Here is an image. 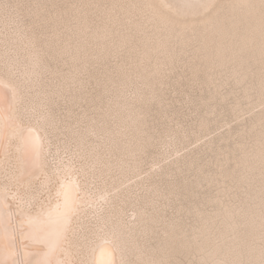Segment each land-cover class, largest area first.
Returning a JSON list of instances; mask_svg holds the SVG:
<instances>
[{
	"label": "bare ground",
	"instance_id": "1",
	"mask_svg": "<svg viewBox=\"0 0 264 264\" xmlns=\"http://www.w3.org/2000/svg\"><path fill=\"white\" fill-rule=\"evenodd\" d=\"M92 1L93 0H91V2ZM119 1L121 2V0ZM124 1L126 2V0ZM184 3H210L215 5V8L209 12L196 7L181 8L179 10L175 7L176 5ZM260 3L261 0H130L129 4L133 9H136L139 12L141 11L142 13L148 12L147 19L145 22L135 20L132 24L128 23L131 25V29L134 32H121V34L117 32L120 37L118 38V41H120L118 43L127 46L129 43H133L134 39L135 41L141 42L138 45L141 49L137 46L139 52H136L135 54V51H133L136 56H139V58L137 57V64L134 63V65L136 64V67L145 69L148 65L147 61H149V59H155L152 62L153 68H151L150 73L152 72L154 75L158 76L157 74L162 75L163 66L170 65L175 61V56L178 55L177 52L179 51L175 52L176 49L174 50V46L179 47L175 44L178 42L188 44V41L191 40H188L191 35L189 31H197L196 27L200 26L205 33H203L202 37L203 43L201 42L197 51L195 50L196 53L192 50L195 55L201 56L204 59L209 57L211 60L209 63H217L220 67L232 62L231 66L233 68L238 63H241L242 60H240V57L244 51L252 50L253 52L257 48L259 54L264 55V12L261 11ZM4 4H6V2L0 0V189H2L6 183L17 182L21 187L31 188L35 194V198L33 199L34 211L32 214L35 215L41 211L45 214L52 212L55 221L52 231L59 232L60 239L57 241L55 236H53L48 244H37L26 239L23 233H9L8 238H14V247L9 249L5 247L6 234L3 229L0 228V261H16L17 264H20V262L27 264L28 261H31L32 264H36V261L45 260H52L54 264H150V262L159 264L160 261H163L164 264H174L176 262L173 261L171 263L170 259L174 256L176 257L175 254L177 251L180 252L184 250L188 252L191 247H194L193 249L201 254V264L206 263L209 259H212L213 261L209 264H241V262L250 260L256 261L258 264L262 258V249H264V196L262 194L264 190L262 192L261 189H258L262 192L261 195H259V191L255 190L256 192L254 191L252 193L251 189V196L246 195L248 199L250 198V200L253 201V203L250 202V204L253 205L248 204L247 206L244 205V207L237 206L238 208L234 209L231 207V205L234 204L232 203L230 204V207L226 204L227 209L223 212L221 211V213L217 212L216 214L209 216L203 215V212L199 215L196 214L198 216V222H200L201 225L196 226L194 224L192 227L190 225L191 231L184 229L185 226L183 225L185 224L179 223L180 221L172 222V220H166L164 215L165 209L163 208L164 205L160 203L159 200L161 196V191L157 184L158 178L160 177L159 175H161L166 168L173 169L176 166V168L179 169L181 166L180 164L189 162L193 150L182 152L181 149H175L172 152L169 151V155H163L164 163H162V160L158 162L156 161L151 168L147 169V171L141 170L142 168L139 165L141 162L138 163V152H141L143 144L141 142L140 130H134L141 121H139V115H141V112L139 113L136 110L139 115H134L131 112L125 113L130 109L129 107L134 104L135 100L133 102L128 101V103L122 104L124 111L120 110L121 113L119 114V118H121V124L118 126V130L109 131L108 129H104L106 126L99 127L98 124L91 123L92 119H89L86 126V123L83 124L84 126L82 124L79 125L80 130H61L59 124L60 118L58 119V115L55 116V110L51 106V102H53L54 98L53 95L57 94V96L61 97L60 91L65 89L68 85H75L77 81L80 82L82 80L76 79L75 81V78L81 77L80 74H82L84 70L86 71L89 69L87 67V62H89L87 58L92 56V53L88 50V45H86L88 43L87 41L86 44L80 43L76 45L72 51L70 47L65 46L63 52L67 54L69 53L67 57H69L70 61L66 62L69 65L68 70L70 74L62 75V78H60V70L55 71L53 69V71L49 69L50 67L48 68V65L45 63V55L46 53L51 54V51H53L54 55L56 54L60 58V44L62 43H60L61 36L58 34L54 35L53 33L54 36L51 35V38L45 41L46 46H41L38 43V40L26 30L27 28H25V30L22 29V26L24 25H19V20H16L15 18L8 20L4 17L6 13L10 12L8 10L9 8L6 9V7L3 6ZM168 5H171L172 7H166ZM108 8L110 7L108 6ZM119 8V11H117L118 13H121L126 6L122 5L121 8ZM68 15L70 16V14ZM104 15L108 14L103 13V16ZM84 16L85 15H83V17ZM111 16V24L108 23V25L104 26L101 31H96L94 33L91 32L92 39L96 40V45H99L96 50V55H98L97 59H101V57L104 58L106 55L109 56V50L112 48L113 44L116 43L115 38L111 37V33L114 31L112 28L113 24H116L115 22L118 19L115 20V14ZM144 16L146 17V15ZM119 17L118 14L117 18ZM128 18L126 19L129 20ZM68 21L66 22L68 23ZM72 21L74 20L72 19ZM227 21L228 25H226ZM79 22L82 23L83 21ZM122 22L118 23L121 24ZM59 25L61 24L59 23ZM98 25L100 24H97V26ZM117 26L115 25V27ZM120 26L122 27V25ZM121 27L118 28L121 29ZM175 27L178 28V33L176 32L178 36L173 35ZM92 29L93 28H91V30ZM69 31L71 32V30ZM66 32H68V30ZM124 32H128V30ZM117 33L115 35H117ZM175 36L179 37V39L176 40ZM198 36L202 35L199 34ZM74 42H76V40ZM139 42H136V44ZM92 44L94 43L92 42ZM93 46L96 47L95 45ZM118 47L120 48V46ZM133 47H135V45L132 44L131 48ZM91 49L93 51V48ZM186 50H188V48ZM199 51H203L204 55L202 53L198 54ZM258 51L255 52L257 53ZM121 52L124 53V51ZM248 54L250 55V53ZM135 58H133V60ZM61 59L63 58L61 57ZM193 59L189 61H192ZM243 59L245 60L246 58ZM133 60L131 62H133ZM246 60L244 62H247ZM255 60L256 58L254 61ZM126 62L127 61L124 63ZM196 62L198 63V61ZM90 63L92 62L90 61ZM255 63L257 64V62ZM150 64L151 63L149 62V65ZM200 64L204 63L201 62ZM125 65L127 66V64ZM209 66L211 65L209 64L208 67ZM227 66H223V68L225 69ZM66 67L68 66H65V68ZM195 67L196 66L193 68ZM214 67H216V65ZM245 68L243 67V69ZM134 69L132 70L135 71ZM232 70L234 71V68ZM255 71L257 70L255 69ZM139 72L140 71H138V73ZM103 73L105 74L106 72L103 71ZM166 73L167 72H165V74ZM137 76L140 77L139 75ZM130 77H128L129 80ZM146 77L148 78L147 80H149V76ZM253 77L254 76H252V78ZM142 78L145 77L143 76ZM166 78L168 77H165L164 79ZM233 78L237 83L242 81V78L240 79L238 76H234ZM54 79L56 81H53ZM61 79L62 83H64V88H60ZM243 81L245 82V80ZM160 82L162 81L160 80ZM248 82L250 81L248 80ZM110 84L111 83H109V87ZM125 84L126 83H124V85ZM155 85L152 84L154 87ZM159 86L161 87V85ZM223 86L224 84L222 83L218 87L223 88ZM251 86H253V84H251ZM158 88L159 87H157V89ZM244 89V91L248 90L245 86ZM151 90H153L152 87ZM217 90V92H223L220 88ZM259 90L264 96V90H262L261 84ZM212 92L214 93V91ZM138 94L139 93H137V97H135L136 101H139L141 98ZM226 94L221 95L224 96ZM153 98L156 97L153 96ZM114 101H117V99ZM217 101L218 100L216 99V102ZM97 106L99 107V104ZM257 106L260 107V109L255 111V107ZM257 106L250 108V113H252L251 116L255 115V117L259 118L261 125L260 133L264 137V125H262L264 124V100ZM100 112L101 111H99V113ZM142 113L144 114V112ZM85 115V118H88V114ZM125 128H128L129 130H126ZM219 135L223 136L224 134L219 133ZM56 140L59 143L64 140V143L60 146H56V148L59 149V147L63 146L64 149H68L73 155H75V157H72L74 158L73 164L62 165L61 161L64 157L60 158L59 156V160L55 163V166H50L47 154L51 152L52 146L56 145ZM203 143L211 144L212 138ZM251 147H253L252 150L245 151L240 160L241 162L239 164H241V170L243 171L241 175H243V178L244 176H247L245 173L254 177L255 175H262L260 180L259 178H256L258 179V182L260 181L262 183V181L264 182V138L256 139L255 144ZM118 151L121 152L120 156H118ZM220 173L222 175V172ZM94 176H102L103 178L94 179ZM226 176L229 175L227 174ZM233 177L235 178V176ZM248 177L249 176L246 178ZM141 188L145 191V195H143ZM261 188L263 189L264 187ZM9 199L11 198L9 197ZM220 199L218 202H220ZM65 203H67L68 207L71 209V211L67 212V215H65ZM57 205L60 206L59 209H57ZM128 208H130L131 214L126 212ZM240 208H243V210H240ZM238 210H240L239 213H237ZM237 215L241 216V218H238L240 221H236L235 218ZM241 225L244 226L241 228ZM185 228H187V226ZM158 234L160 237L156 236ZM156 237L160 239L157 242V248H155V245L153 246L151 242ZM261 240L263 242H261Z\"/></svg>",
	"mask_w": 264,
	"mask_h": 264
},
{
	"label": "rangeland",
	"instance_id": "2",
	"mask_svg": "<svg viewBox=\"0 0 264 264\" xmlns=\"http://www.w3.org/2000/svg\"><path fill=\"white\" fill-rule=\"evenodd\" d=\"M3 1L6 2L7 5H10V7H6V9L9 8L8 10L11 12V13L10 12L6 13L4 17L8 20H11L14 18L16 20H19L20 21L19 25H22V24L24 25V26H22V29L25 30V28H27L26 30L38 40V43L41 46L42 45H43V47L46 46L45 41L49 40V38H51V35H53V33H54V35L58 34L61 36L60 37V43L61 42L62 43L60 44V58L56 54L54 55L53 51H51V54L46 53V55H45V63L48 65V68L50 67L49 69H51V70L54 69L55 71L60 70V78H62V75L70 74V72L68 70L69 65L66 62V61H70L69 57H67V55L69 53L67 54V53L63 52L65 46L70 47V49L72 51L76 47V45H78L80 43L86 44V41L88 43L86 45H88L87 46L89 48L88 50H90V53H92V56L87 58L89 61V62H87V67L89 69H87L86 71L84 70L83 73L80 74L81 77L75 78V81H76V79H82V80L80 82L77 81L75 83V85H73V84L68 85L65 89L60 91L61 97L57 96V94L53 95L54 98H53V102H51V106L55 110V116L58 115L57 116L58 119L60 118L59 124L61 126V130H72V129L80 130L79 125H81V124L83 125L86 123L85 124V126H86L89 122V119L90 120L92 119L91 123L98 124L99 127H105L106 126L104 129H108L109 131L118 130V128H119L118 126H120V124H121L120 123L121 118H119V114L121 113L120 110L124 111V109L122 108V104H126V103H128V101L133 102L135 100L134 104L137 106V108L134 104L132 106L130 105L131 106V107H129L130 109H128L125 113L131 112L134 115H136V114L139 115V113L141 112V115H139V118H140L139 121L140 120L141 121H140L139 125H137L134 128V130H140L141 142L143 144L141 152L140 151L138 152V154H139L138 155V158H139L138 163L141 162L139 164L140 167L142 168L141 170L147 171V169L151 168L156 161L158 162V161L162 160V163H164V161H163L164 156L169 155V151L172 152L175 149H181L182 152H186L188 150H191V151L193 150L192 155H191L192 157L189 160V162H187L185 164H180L181 166L179 167V169L176 168V166L173 169H167L166 168V170L161 175H159L160 177L158 178V181H157L158 187L160 188V191H161L160 192L161 196H160L159 200H160V203H162L164 205L163 208L165 209L164 215L166 217L165 218L166 220H168V221L172 220V222H179L180 221L179 223L185 224L183 226H185V227L187 226V228L184 227V229L191 231V227L194 224L196 226L201 225L200 222H198V219H197L198 216L196 214L199 215L200 213L203 212V215L209 216V215L216 214L217 212L221 213V211L223 212L227 209L226 204L230 207V204H232V203H234V204H232L231 207L234 209L238 208L237 206L244 207V205L247 206L248 204L253 205V204H250V202L253 203V201H251L250 198L248 199V197L246 195L251 196L250 194H252L255 190L259 191L260 189L263 192L264 188L262 189L261 187H264V182L263 181H262V183L260 181L258 182V179H256V178H259V180H260L262 175L261 176L255 175V177H254V176L249 175L248 173H245V175H247L249 177L246 178L247 176H244V178H243L242 177L243 175H241L243 173V171L241 170V166H240L241 164H239V163L241 162L240 160H241L244 152L249 151L250 149L252 150L253 147H251V146H253V144H255L256 139L264 138L262 136V134L260 133L261 125H260L259 118L255 117V115L251 116L252 113H250V108L257 106L259 103H261L264 100V96L262 95V93L259 90L260 84L262 82V77H264V72H263V70H264V55H260L257 48L255 49V51H258L257 53L255 51L252 52V50L251 51L247 50V51L242 52V56L240 57V60L243 61L244 60L243 58H246L247 60L246 59L245 60L247 62H244L245 61L244 60L243 62L241 61V63H238L237 64L238 66L235 65V67H233L234 71L232 70L233 68L231 66L232 62L227 63L228 66H227V64L223 65V66H227L224 69L223 66L220 67L217 63L216 64L209 63V62H211L209 57L204 59L201 56L195 55L198 46L200 45L201 42L203 43L202 37H203V33H205V32H203L202 27L200 28V26H197L196 27L197 31L196 30H193V31L188 30L189 33H191V35L188 38V40L189 39H191V40L188 41L189 42L188 44H182L179 42L176 44L174 43L176 46L177 45L179 46V47L174 46V50L176 49L175 52H177L179 50L177 52L178 55L175 56V58H176L174 61L175 63L173 62L170 65L168 64V65L163 66V70L161 73L162 75L157 74L158 76H156V75H154V73H152V72L150 73L151 68H153L152 62L155 59H152V60L149 59V61H147L148 65L146 66L145 69H141L139 67H136L137 66L136 64L138 62L137 57L139 58V56L138 55L136 56L135 54H136V52H139L138 48L141 49V47L138 46L141 42L135 41V39H134L135 42L133 41V43L131 42V44L129 43L127 46L126 45L124 46V45H121V43H118V42H120V41H118V38H120L119 34H121V32L122 33L134 32V31H132L131 25H130L133 23V21L138 20L141 22H145V20L147 19V13L148 12L142 13L141 11L139 12L136 9H133L129 4L130 0H128V1L126 0V2L124 0H121V2L119 0H117L118 2L116 0H100V1L99 0H93L92 2H91V0H7V1L3 0ZM102 1L104 4L102 3ZM112 1H113V3H112ZM82 2H83V4H82ZM108 3H109V5H108ZM122 5H125L126 8L124 10H122L121 13H118V11H119L118 8L119 7L121 8ZM74 6H76V7H74ZM108 6L110 8H108ZM129 6H130V8H129ZM78 7H79V9H78ZM102 7H104V8H102ZM127 7H128V9H127ZM113 8L115 11L113 10ZM106 9L107 10L111 9V10L107 11ZM72 11H74V12H72ZM99 11L102 13H100ZM126 11H128V12H126ZM67 12H69V13H67ZM74 13H76V14H74ZM103 13L108 14V15L103 16ZM68 14H70V16ZM71 14H73V15H71ZM82 14L85 15L86 17L87 16L88 17L86 18L84 16L85 17L84 18ZM99 14L102 17H100ZM113 14H115V17H116L115 20L118 19L115 22L116 24H113L112 28L114 31H112V33H111L112 34L111 37L115 38L116 43L113 44L112 48L110 49L111 51L109 50V52H108L109 56L106 55L104 58L101 57V59L100 58L97 59L98 55H96V50L98 49L99 45L98 44L96 45V43H97V42H95L96 40L92 39L91 32L94 33L96 31H101V30H103L104 26L108 25V23L111 24L110 18L112 17L111 15H113ZM118 14L120 16L119 18H117ZM135 15H136V17H135ZM142 15H143V17H142ZM144 15H146V17ZM74 16H76V17H74ZM108 16H109V18H108ZM126 16H128L129 18ZM68 17H69V19H68ZM123 17L125 18V20ZM78 18H80V19H78ZM126 18H128L129 20H127ZM134 18H136V19H134ZM72 19L74 21H72ZM77 19L79 21H83V22L81 23ZM66 21H68V23ZM75 21H76V23H75ZM92 21L93 22L95 21V22L93 23ZM103 21H106V22H103ZM69 22H70V24H69ZM118 22L119 23L122 22V23L119 24ZM124 22H126V23H124ZM59 23L61 25H59ZM79 23H81V24H79ZM96 23L100 24V25L97 26ZM128 23H130V24H128ZM227 23H228V21L226 22V25H228ZM126 24L128 26L130 25L129 26L130 29L128 28V26ZM69 25H70L71 29H70ZM72 25H73V27H72ZM115 25L116 26L118 25V26L115 27ZM120 25H122V27L126 30H124ZM80 26H82L83 28ZM89 26H90V28H89ZM93 26H95L96 28ZM99 27H100V30H99ZM118 27H121V29ZM177 27H179V26H177ZM177 27H175V29L173 30L174 32L173 31L172 32H173V35L178 36V34H177L178 28ZM72 28H75V29H72ZM91 28H93V29L91 30ZM64 30H66V31L68 30V32H66ZM69 30H71V32ZM74 30L77 32H75ZM127 30H128V32H124ZM80 31H82V32H80ZM194 31H196V32H194ZM75 33H79V34H75ZM116 33H117V35H115ZM196 33H199L202 36H198L199 34H196ZM86 35H88V36H86ZM90 36H91V38H90ZM82 39H85V40H82ZM175 39L178 40L179 37L175 36ZM196 39H198L199 41ZM75 40H76V42H74ZM70 41H72L73 43ZM81 41H83V42H81ZM92 42L94 44H92ZM136 42H139V43L136 44ZM132 44L135 45V47L131 48ZM180 44H181V46H180ZM93 45H95L96 47H94ZM185 45L186 46L189 45V46L186 47ZM118 46H120V48ZM137 46H138V48H137ZM91 48H93V51ZM179 48H181V49H179ZM187 48H188V50H186ZM94 49H95V51H94ZM125 50H127V51H125ZM192 50H194V51L196 50L195 53ZM121 51H124V53H122ZM133 51H135L134 52L135 54L133 53ZM115 52H116V54H115ZM128 53H129V55H128ZM200 53L203 54L204 52L199 51L198 54H200ZM248 53H250V55ZM255 53H256V55H255ZM88 54H89V51H88ZM118 54H120V55H118ZM245 54L249 55V56H246ZM258 54H259V56H258ZM131 55H133V56H131ZM244 55H245V57H244ZM56 57H57V59H56ZM61 57L64 60L61 59ZM133 58H135V59L133 60ZM181 58H183V59H181ZM249 58H251V59L256 58V60L254 61V59L251 60ZM67 59H69V60H67ZM191 59H193V60L189 61ZM132 60H133V62H131ZM135 60H137V61H135ZM195 60L198 61V63ZM90 61L92 63H90ZM125 61H127V62L124 63ZM204 61H206V62H204ZM149 62L151 63L150 65H149ZM192 62H193V64H192ZM201 62L204 64H200ZM255 62H257V64ZM134 63H136V64L134 65ZM125 64H127V66ZM173 64H174V66H173ZM209 64L211 66L208 67ZM255 64H256V66H255ZM51 65H53V66H51ZM59 65H60V67H59ZM130 65H131V67H130ZM197 65L200 67H198ZM215 65H216V67H214ZM248 65H249V67H248ZM257 65H259L260 68ZM65 66H68V67H66L67 69L65 68ZM114 66H116V67H114ZM132 66H133V68H132ZM194 66H196V67L193 68ZM245 66H246V68H245ZM243 67L245 69H243ZM119 68H121V69H119ZM189 68H191V69H189ZM217 68H219V69H217ZM227 68H228V70H227ZM248 68H250V69H248ZM115 69H116V71H115ZM132 69H134L135 71H133ZM255 69L260 73V75L257 71H255ZM238 70H240V71H238ZM103 71L106 72L107 74L106 73L104 74ZM138 71H140V72L138 73ZM145 71H148V72H145ZM231 71H232V73H231ZM236 71H237V73H236ZM67 72H69V73H67ZM141 72H143V73H141ZM165 72H167V73L165 74ZM210 72H212V73H210ZM214 72H215V74H214ZM217 72H218V74H217ZM225 72H226V74H225ZM240 72H242V73H240ZM83 74H86V75H83ZM148 74H150V75H148ZM164 74H165V76H164ZM167 74H171V75H167ZM207 74H209V75H207ZM221 74H223L224 76ZM242 74H244V75H242ZM137 75H139V76L141 75L140 76L141 78L138 77ZM143 76L145 78H142ZM146 76H149V80H147L148 78ZM201 76H203V77H201ZM229 76H231V77H229ZM234 76H238L240 79L242 78V81L240 83H237L236 81H234V78H233ZM252 76H254V77L252 78ZM128 77H130V80ZM155 77H157V78H155ZM165 77H168V78L164 79ZM159 78L162 82H160ZM118 79H120V80H118ZM153 79L156 81H154ZM190 79H192V80H190ZM194 79H196V80H194ZM246 79H248L250 82H248V80H246ZM87 80H88V82H87ZM243 80H245V82ZM53 81H56V80L54 79ZM129 81H131L132 83ZM219 81H221V82H219ZM115 82H117V83H115ZM225 82H226V85H225ZM109 83H111L110 87H109ZM124 83H126V84L124 85ZM156 83L161 85V87ZM162 83L163 84L165 83V84L163 85ZM222 83L224 84L223 88L218 87ZM82 84H83V86H82ZM141 84H143V85H141ZM152 84L153 85L156 84L155 87L152 86ZM215 84H216V86H215ZM251 84H253V86H251ZM150 86L152 87L153 90H151ZM244 86H245V88L246 87L248 88V90H247L248 92L244 91L245 90ZM71 87H72V89H71ZM80 87H82V88H80ZM108 87H109V89H108ZM118 87L119 88L122 87V88L119 89ZM157 87H159V88L157 89ZM60 88H64V83H62V79L60 80ZM219 88L221 90H223L222 93L217 92L218 91L217 89H219ZM229 88H231V89H229ZM141 90H144V91H141ZM228 90H231V91H228ZM212 91H214V93ZM233 91H235V92H233ZM137 93H139L138 96L141 97L139 100L140 102L136 101L135 97H137ZM151 93H152V95H151ZM140 94H142V95H140ZM221 94H226V95H224L225 96L224 97ZM83 95H85V96H83ZM215 95H217V96H215ZM146 96H148V97H146ZM153 96L156 98H153ZM133 97H134V99H133ZM75 99H77V100H75ZM115 99H117V101H114ZM129 99H131V100H129ZM216 99L218 100L217 102H216ZM119 100H120V102H119ZM142 101H144V102H142ZM97 103L99 104V107L97 106L98 105ZM142 103H144V104H142ZM254 103H255V105H254ZM107 104H109V105H107ZM113 104H115V105H113ZM100 107H101V109H100ZM114 107L116 110L114 109ZM139 109H140V111H139ZM259 109H260V107H258V106L255 107V111L256 110L258 111ZM136 110L139 113L136 112ZM99 111H101L100 112L101 114L99 113ZM94 112H95V114H94ZM142 112H144V114ZM83 113L88 114L87 115L88 118L87 117L85 118L86 115ZM82 115H84V116H82ZM103 119H104V121H103ZM83 120H86V121H83ZM100 121H101V124H100ZM226 123H228V124H226ZM262 125H264V124H262ZM125 129L129 130L128 128H125ZM258 131H259V133H258ZM219 133H223L224 135L221 136V135H219ZM60 137H63V136H60ZM211 138H212L211 144L210 143L209 144L203 143L204 141L206 142L207 140H211ZM63 143H64V140L60 141V143L56 140V145L52 146L51 152H49L47 154L48 155V162H49L50 166L52 165L54 167L55 163H57L59 160V156H60V158L61 157L65 158L66 153H67V156L70 158L75 157V155H73L72 152H70L68 149H64L63 146L59 147V149L56 148V146H60ZM144 144H145V146H144ZM120 155H121V152L118 151V156H120ZM139 156H141L142 158ZM189 163H191V164H189ZM220 172H222V175ZM256 172H258V171H256ZM224 173H227L229 176H226L227 174H224ZM233 176H235V178ZM231 179H233V180H231ZM224 182H226V183H224ZM249 183L252 185H250ZM256 185H258L260 188ZM254 187H255V189H254ZM250 190L252 191V193L250 192ZM141 191H142L143 195L146 194L145 191L143 190V188H141ZM261 191H259V195H261V193H262ZM262 194L264 196V192ZM234 196H236V197H234ZM219 199H220V202H218ZM241 199H243L244 201ZM223 200H225V201H223ZM245 200H247V201H245ZM240 202H242V203H240ZM240 210H243V208L242 209L240 208ZM240 210H238L237 213H239ZM126 212H128V214H131L130 208H128L126 210ZM238 218H241V216L237 215V217L235 218L236 221H240V219H238ZM190 225H191V227H190ZM243 226L241 225V228ZM156 236L160 237L159 234ZM158 237H156L155 239H153L151 241L153 246L155 245L154 246L155 248L158 247L157 242L160 240ZM261 242H263V241L261 240ZM193 248L194 247H191L190 251L188 250L189 253L184 251V250L180 251V252L177 251V253L175 254L176 257L174 256L173 258L170 259L171 263L174 261V262H176L174 264H180V263H182V264H193V263L194 264H197V263L201 264L200 263L201 254H199ZM196 257H197V259H196ZM201 262H204V261H201ZM207 262L202 263V264H209L213 261H212V259H209Z\"/></svg>",
	"mask_w": 264,
	"mask_h": 264
},
{
	"label": "snow or ice",
	"instance_id": "3",
	"mask_svg": "<svg viewBox=\"0 0 264 264\" xmlns=\"http://www.w3.org/2000/svg\"><path fill=\"white\" fill-rule=\"evenodd\" d=\"M4 7H10V5L4 4ZM166 7H172L168 5ZM178 10L181 8H200L206 11H211L215 8V5L210 3H200L191 4L184 3L175 6ZM261 11L264 12V0L260 3ZM261 88L264 90V77H262ZM74 163V158H70L65 155V158L61 161V164L71 165ZM94 179H102L103 177H93ZM9 197L11 199H9ZM35 198L34 191L31 188H24L17 183H6L2 189H0V228L3 229L6 234V244L5 247L11 249L14 247V238H8L9 233L20 232L23 233L25 238L33 241L37 244H48L53 236L59 241L60 233L53 232L52 229L55 225L53 219V213L48 212L45 214L43 211L33 215L34 204L33 199ZM14 205V207H13ZM57 205V209H59ZM65 215L71 209L65 203ZM262 258L258 264H264V249L261 253ZM0 264H17L16 261H0ZM24 264V262H20ZM27 264H32L28 261ZM36 264H54L52 260L36 261ZM150 264H155V262H150ZM159 264H164L160 261ZM241 264H257L256 261H246L241 262Z\"/></svg>",
	"mask_w": 264,
	"mask_h": 264
}]
</instances>
